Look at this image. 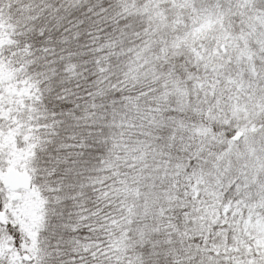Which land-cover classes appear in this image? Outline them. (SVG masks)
I'll return each mask as SVG.
<instances>
[{
  "label": "snow or ice",
  "instance_id": "1",
  "mask_svg": "<svg viewBox=\"0 0 264 264\" xmlns=\"http://www.w3.org/2000/svg\"><path fill=\"white\" fill-rule=\"evenodd\" d=\"M0 264H264V0H0Z\"/></svg>",
  "mask_w": 264,
  "mask_h": 264
}]
</instances>
